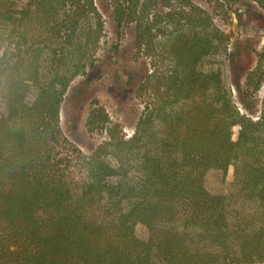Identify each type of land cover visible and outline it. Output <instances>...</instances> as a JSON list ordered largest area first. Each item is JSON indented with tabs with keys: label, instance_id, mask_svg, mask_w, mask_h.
Here are the masks:
<instances>
[{
	"label": "trees",
	"instance_id": "16d2710c",
	"mask_svg": "<svg viewBox=\"0 0 264 264\" xmlns=\"http://www.w3.org/2000/svg\"><path fill=\"white\" fill-rule=\"evenodd\" d=\"M116 2L141 12L137 45L169 64L145 71L151 103L131 136L90 106L84 128L107 140L84 152L60 111L93 64V0H0V264H264V47L225 84L229 36L204 9L170 10L166 31L151 0ZM229 165L238 191L208 192L206 172Z\"/></svg>",
	"mask_w": 264,
	"mask_h": 264
},
{
	"label": "rangeland",
	"instance_id": "374dc122",
	"mask_svg": "<svg viewBox=\"0 0 264 264\" xmlns=\"http://www.w3.org/2000/svg\"><path fill=\"white\" fill-rule=\"evenodd\" d=\"M138 1L144 6V0ZM151 1L149 14L163 16L162 22L157 24L163 30L170 28L166 19L170 10L187 11L189 6H199L229 36L228 56L220 63L225 84L243 78L245 72L256 65L257 52L264 47V9L258 7L253 0ZM93 4L102 23L96 44L88 47L93 64L87 67L85 74L78 75L71 81L60 111L63 132L67 138L74 139L84 152L107 140L104 130L91 133L85 130L84 121L90 106L95 105L94 103L102 105L118 134L125 138L131 136L146 105L151 103L148 92L144 93L145 71L150 72L158 67L165 70L169 64L167 59L149 56L144 45H137L136 34L141 12L129 15L130 9H126L120 13V9L131 5L127 2L118 3L116 0H93ZM138 5L135 8L139 9ZM95 18L94 15L90 16L89 24L92 27H97ZM261 65L264 68V60ZM232 91L234 101L239 105L235 90ZM262 94L263 87L256 97L260 99ZM237 130V125H234L233 139ZM203 184L211 194H234L241 186V178L234 165H229L225 173L219 169H209ZM134 230L142 240L150 236V231L142 223H137Z\"/></svg>",
	"mask_w": 264,
	"mask_h": 264
}]
</instances>
